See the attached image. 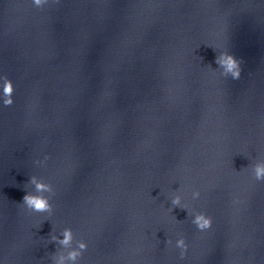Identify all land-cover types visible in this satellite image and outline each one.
<instances>
[{
    "label": "water",
    "instance_id": "water-1",
    "mask_svg": "<svg viewBox=\"0 0 264 264\" xmlns=\"http://www.w3.org/2000/svg\"><path fill=\"white\" fill-rule=\"evenodd\" d=\"M262 159L264 0H0V264H53L69 227L79 264H264Z\"/></svg>",
    "mask_w": 264,
    "mask_h": 264
},
{
    "label": "clouds",
    "instance_id": "clouds-1",
    "mask_svg": "<svg viewBox=\"0 0 264 264\" xmlns=\"http://www.w3.org/2000/svg\"><path fill=\"white\" fill-rule=\"evenodd\" d=\"M33 3L37 7H42L48 0H33ZM215 63L222 69L224 76H231L233 79H239L241 77L242 69L241 63L235 55L223 52L215 57ZM3 104L5 106H11L14 103V92L15 87L13 81L7 76L3 77ZM36 163H41L37 161ZM251 168L253 178L256 181L264 182V159L258 160L255 164L249 165ZM28 183L34 186V192H26L22 198V205L28 210L35 213H48L51 215L54 211V206L51 203L52 196L55 195L54 188L51 183L46 182L43 178L38 176H31ZM179 189L173 192L171 198L172 210L179 207L180 209H187L186 205L183 204V197L179 194ZM50 194V195H48ZM201 193L194 191L192 193L193 199H198ZM189 216H192V223L200 231H206L212 228L213 219L205 212L200 211H189ZM63 237V238H61ZM52 242L58 244L62 249H69L67 253H63L61 250L52 253L53 264H79L81 257L84 252L88 249V243L84 240L76 241V246L73 247L75 240V234L73 230L64 228L60 235H53L51 237ZM168 244H172L171 239H167ZM175 246L181 250L180 255L183 258L187 254L188 243L186 238L181 236L176 240Z\"/></svg>",
    "mask_w": 264,
    "mask_h": 264
}]
</instances>
